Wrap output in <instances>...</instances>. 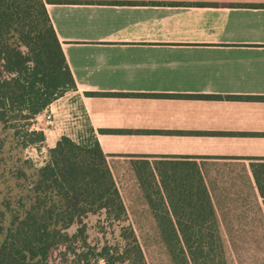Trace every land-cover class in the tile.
<instances>
[{
	"label": "crops",
	"instance_id": "0c3cea01",
	"mask_svg": "<svg viewBox=\"0 0 264 264\" xmlns=\"http://www.w3.org/2000/svg\"><path fill=\"white\" fill-rule=\"evenodd\" d=\"M45 6L107 157L196 161L222 243L264 246V195L250 169L264 161V0ZM50 106L33 119L47 144Z\"/></svg>",
	"mask_w": 264,
	"mask_h": 264
},
{
	"label": "trees",
	"instance_id": "16d2710c",
	"mask_svg": "<svg viewBox=\"0 0 264 264\" xmlns=\"http://www.w3.org/2000/svg\"><path fill=\"white\" fill-rule=\"evenodd\" d=\"M68 91L76 85L45 0H0V264H148L131 225L121 243L105 237L99 217L122 222L126 208L87 116L85 133L60 135L43 164L22 155L45 140L34 117ZM131 163L171 264H227L199 164ZM250 169L264 195V161Z\"/></svg>",
	"mask_w": 264,
	"mask_h": 264
},
{
	"label": "rangeland",
	"instance_id": "374dc122",
	"mask_svg": "<svg viewBox=\"0 0 264 264\" xmlns=\"http://www.w3.org/2000/svg\"><path fill=\"white\" fill-rule=\"evenodd\" d=\"M50 114L47 121L44 116L43 128L49 137V142L59 133L75 138L84 134L87 127L86 114L80 104L76 91H68L51 103L46 114ZM47 142L43 141L37 147H29L25 153L32 157L37 165L43 164L47 157ZM7 141L4 149L9 147ZM114 180L121 194L126 208V217L122 222L105 221L99 217L103 225L105 237L111 244L121 243L119 235L121 225H131L141 246L148 264H171L167 251L161 241L156 222L151 209L145 201L137 175L128 156L107 157ZM153 161L154 159H149ZM91 231L94 230V218L89 220ZM225 246L227 264H264V246ZM98 264H102L100 261Z\"/></svg>",
	"mask_w": 264,
	"mask_h": 264
},
{
	"label": "built area",
	"instance_id": "2783aa9c",
	"mask_svg": "<svg viewBox=\"0 0 264 264\" xmlns=\"http://www.w3.org/2000/svg\"><path fill=\"white\" fill-rule=\"evenodd\" d=\"M44 116H45V119H46L47 121L50 120V114H49V113H48V114H45Z\"/></svg>",
	"mask_w": 264,
	"mask_h": 264
}]
</instances>
